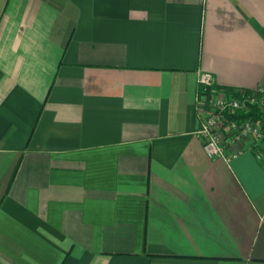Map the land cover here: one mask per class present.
Listing matches in <instances>:
<instances>
[{
    "label": "crops",
    "instance_id": "crops-1",
    "mask_svg": "<svg viewBox=\"0 0 264 264\" xmlns=\"http://www.w3.org/2000/svg\"><path fill=\"white\" fill-rule=\"evenodd\" d=\"M202 71L264 83V0H0V264H264V160L206 153Z\"/></svg>",
    "mask_w": 264,
    "mask_h": 264
},
{
    "label": "built area",
    "instance_id": "built-area-1",
    "mask_svg": "<svg viewBox=\"0 0 264 264\" xmlns=\"http://www.w3.org/2000/svg\"><path fill=\"white\" fill-rule=\"evenodd\" d=\"M198 84L205 105L197 107V134L206 153L229 161L250 151L264 160V83L251 89L226 88L216 84L212 72L202 71Z\"/></svg>",
    "mask_w": 264,
    "mask_h": 264
}]
</instances>
